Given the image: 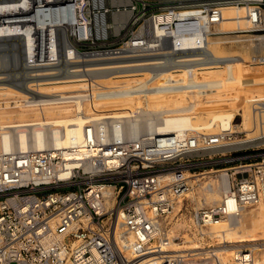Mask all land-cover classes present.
<instances>
[{
  "label": "built area",
  "instance_id": "2783aa9c",
  "mask_svg": "<svg viewBox=\"0 0 264 264\" xmlns=\"http://www.w3.org/2000/svg\"><path fill=\"white\" fill-rule=\"evenodd\" d=\"M33 2L32 16L17 20L30 37L25 46L19 45L25 63L33 67L156 57V66L169 68L188 54L203 51L211 57L208 36L227 33L216 28L229 7L242 9L243 23L232 34L254 42L264 37V0ZM252 103L264 125V98L257 95ZM234 135L224 127L215 133L192 128L133 135L124 118L116 117L91 120L82 140L67 148L3 147L0 264H141L149 259L151 264H224L217 254L195 260L186 251H166L163 246L181 241L179 235H170V228L192 202L188 195L193 173L234 163L219 168L224 169V200L196 214L203 227L264 203V146L204 153L231 143ZM178 203L182 206L175 212ZM119 222L124 227L120 239ZM141 248L144 252L132 258L124 253ZM249 255L240 250L227 264H250Z\"/></svg>",
  "mask_w": 264,
  "mask_h": 264
},
{
  "label": "bare ground",
  "instance_id": "6f19581e",
  "mask_svg": "<svg viewBox=\"0 0 264 264\" xmlns=\"http://www.w3.org/2000/svg\"><path fill=\"white\" fill-rule=\"evenodd\" d=\"M32 6L33 0H0V38H18L25 46L29 36L17 20L32 16ZM241 15L240 8L224 10L225 20L216 30L227 33L208 36L211 57L203 51L188 54L184 62L169 68L156 66V57H107L61 67L25 63L27 79L22 85L9 82L8 74L0 71V150L8 146L43 150L53 144L67 148L82 140L91 120L116 117L124 118L133 135L192 128L215 133L221 127L235 132L228 146L204 152L211 156L264 146V125L252 103L257 95L264 98V92L256 89L261 82L256 74L251 75L250 83L244 75L235 77L239 69L264 65V37L254 42L232 34L241 28ZM9 19L15 22L9 23ZM24 26L31 28L32 24ZM248 86L251 90L245 92ZM238 116L240 122L236 123ZM222 170L211 167L191 175L188 196L192 202L170 228V235H179L181 241L172 240L163 249L186 251L195 260L217 254L224 264L245 249L250 251V264H264V203L245 206L238 216H225L207 227L196 219L201 207L224 200ZM113 204L109 202V206ZM181 206L178 203L175 212ZM229 206L235 210L231 201ZM123 230L119 222L118 239ZM144 250L125 249L124 253L132 258ZM150 260L141 264H151Z\"/></svg>",
  "mask_w": 264,
  "mask_h": 264
},
{
  "label": "rangeland",
  "instance_id": "374dc122",
  "mask_svg": "<svg viewBox=\"0 0 264 264\" xmlns=\"http://www.w3.org/2000/svg\"><path fill=\"white\" fill-rule=\"evenodd\" d=\"M19 43L21 44L18 38L17 39L16 38H0V71H3L4 73L8 74L9 82L13 84L22 85V84H25L26 79H27V73H26L27 68L25 65L24 52L23 50L22 51L20 50ZM252 69L253 70H250V67L239 69L235 77H240L241 75H244L245 82L250 83L251 75L256 74L257 80L261 82V84H259L258 88L256 89L258 90L260 89V91L264 92V81H263L264 80V65L260 64V65L252 67ZM231 75H234V74L231 73ZM247 88L245 89V92H249V90H251V86H248ZM237 121L240 122V117L237 119ZM232 164L234 163L221 162L217 164L216 166H214V168L219 169V168H223L226 166H230Z\"/></svg>",
  "mask_w": 264,
  "mask_h": 264
}]
</instances>
